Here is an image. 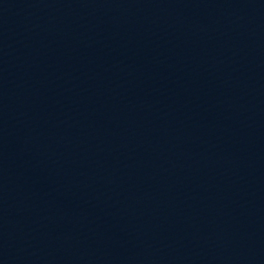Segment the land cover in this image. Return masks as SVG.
I'll use <instances>...</instances> for the list:
<instances>
[{
	"label": "water",
	"instance_id": "95a60500",
	"mask_svg": "<svg viewBox=\"0 0 264 264\" xmlns=\"http://www.w3.org/2000/svg\"><path fill=\"white\" fill-rule=\"evenodd\" d=\"M0 264H264V0H0Z\"/></svg>",
	"mask_w": 264,
	"mask_h": 264
}]
</instances>
